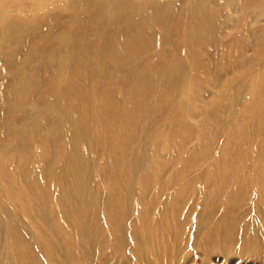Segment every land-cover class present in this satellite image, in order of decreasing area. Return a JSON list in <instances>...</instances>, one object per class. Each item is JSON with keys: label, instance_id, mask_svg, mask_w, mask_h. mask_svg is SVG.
<instances>
[{"label": "rangeland", "instance_id": "374dc122", "mask_svg": "<svg viewBox=\"0 0 264 264\" xmlns=\"http://www.w3.org/2000/svg\"><path fill=\"white\" fill-rule=\"evenodd\" d=\"M194 2L0 0V109L24 102L11 114L18 119L19 124L15 126L18 131L26 129L28 132L32 124L39 122L41 126L57 127L54 114L48 110L55 104L57 111L63 112L65 105L60 104V95L67 91L68 88L62 89L68 81L79 87V83L85 82L88 90L82 93L87 98L96 94L94 89L99 82L92 81L93 77L97 78L93 68L97 70L95 65L104 62L99 60L103 58L94 57L101 29L110 25L112 45L115 37L122 33L134 43L129 47L126 43L114 46L113 54L117 59L105 60L107 69L103 75L110 83L107 102L112 116L107 121L96 114L97 121L104 127L108 128L107 124L111 123L114 137L129 134L131 138L122 140L130 142L129 164L121 171L127 181L120 184L119 191L123 198L128 196L122 209L123 234L118 237L110 227L105 228L109 224L104 202L111 200V196L106 197L117 188L113 171L104 172L105 158L100 156L105 155L107 147L94 149L81 145L79 157L85 158L83 162L89 167L97 194L95 207L81 211L85 220L97 222L95 228L94 224L89 227L87 237V232L82 234L83 229H79L80 217L65 212L64 188L72 184L78 173L77 169L69 168L70 149L64 154V164L53 166L51 173L42 161L45 153L32 142L29 148H16L15 156L20 159L19 169L24 165L31 182L36 184L32 194H42L49 205L43 209L44 219L30 205L25 209L20 198L16 199V204L12 203L9 192L21 193L23 189L16 184L6 185L4 180L8 174L3 173L6 171L0 166V173L5 174L3 179L0 177V261L9 258L11 240L16 238L26 243L22 247L25 250L28 246V254L36 255L33 264H49L41 248L43 245L45 250L58 254L54 264H86L82 257L85 252L90 254L89 264L94 260V264H264V203H259L257 175L252 170L256 162L252 158L249 162L247 158L244 165L236 169V177L243 172L248 175L249 182L246 181L242 195L234 184L219 185L214 178L217 161L225 159L222 155H225L226 137L237 120L244 117V124L248 120L251 128H257L252 136L256 139L254 147L264 142V126L259 120L254 121L264 113L261 98L249 92L251 84L259 82L264 75V0H206L204 6L209 11L203 15L194 8ZM119 12L125 14L120 24L114 20ZM157 14H163L168 22L173 19L174 28H170L164 40L165 25L162 27ZM198 17L202 28L189 32L190 22L199 20ZM178 27L180 31H176ZM184 32L193 35L189 36L191 41L186 39L189 43L186 52L180 43ZM80 37L91 42L94 56L87 52L90 46L87 42H80L78 48L71 47V40ZM138 38L143 39L141 43ZM195 51H198L196 56ZM16 66L20 74L14 73L17 70L12 72ZM129 74L125 102L131 104L126 107L118 102L122 95L118 83ZM34 79L48 80V83L28 96L29 82ZM18 83L23 90L15 93ZM259 88L264 89V85L258 83L255 89ZM117 104L118 107H114ZM130 107L141 109L134 113V108ZM125 108H129V115L136 119L132 128L127 125V130L117 115ZM7 117L0 111V122ZM68 118L74 119L71 115ZM94 118L95 115L83 121L86 125L82 133L78 127L71 132L82 137L85 143L90 139L92 143L98 141L93 129ZM63 126H59L55 143L58 150L70 145L61 136ZM118 130L121 132L117 134ZM213 134L217 137L209 151L199 158L196 154ZM15 137L20 140L19 134ZM242 147L234 150L232 159L236 162L253 151ZM3 157L0 152V159ZM144 185V197L147 204L152 205L148 217L150 226L151 229L162 227V239L156 241L158 233L152 236L150 244L156 242L157 250L147 248L139 255L134 231L141 225L140 196ZM25 197L28 198V193ZM230 199H233L232 209L228 214L224 211ZM162 213L165 214L163 219ZM215 227H220L216 234L221 240L211 249L204 245V238ZM174 230L176 233L172 232Z\"/></svg>", "mask_w": 264, "mask_h": 264}, {"label": "bare ground", "instance_id": "6f19581e", "mask_svg": "<svg viewBox=\"0 0 264 264\" xmlns=\"http://www.w3.org/2000/svg\"><path fill=\"white\" fill-rule=\"evenodd\" d=\"M204 3H206V0H195L194 4H192V3L191 4L194 5L195 6L194 8H196L197 10L199 9V15H203V14H206L207 11H209V10L205 9ZM124 15H125L124 12H121L118 16H116V18L114 20L118 21V24H120L121 20H124ZM160 15L161 14H159V16H158V14H157L159 19H161L159 22L161 23L162 27H163V25H165L163 27L164 31L162 32L163 33L162 39L164 40V39H166L165 34L170 31V28L172 29V27H173V25H171V22L173 19H171V21L168 22L167 18L163 17V14L161 16ZM116 21L114 23H116ZM201 23H202V21L200 20V18H199V20H197L193 23L190 22L188 31L189 32L199 31V29L202 28ZM123 24H124V22H123ZM106 25H108V24L106 23ZM180 30H181L180 27H178L176 29V31H180ZM111 32L112 31L110 29V25L108 27H105L104 29H101V31L98 35V42H97L96 53H95L96 56H94V54H91L94 50L91 42L89 40H85L82 37L77 38V39H72L71 40V42H72L71 47H73V49L78 48L81 45L80 42L84 41V42H87L90 44V46L87 47V52L91 56L103 58V59H99V60L100 61L104 60V62H105V60H109V62H110L111 59L114 61L118 57V56H116V54H115V56L113 54L114 46L117 47V46H120V45L126 43L129 47V46L134 45V43L132 40H129L128 36L123 35V33L121 32L122 33L121 35H117V37H115V40L113 42L115 44L112 45V43H110L111 41H110V35H109ZM186 32H184V34H183V36H185V37L181 36L182 40L180 42L181 46H182L183 50H185V52L188 51L187 47L189 46V43L186 42V39L188 41H191V37H189V36H193L190 33L186 34ZM138 40L141 43V40H143V39L138 38ZM137 44L138 43L136 42L135 45H137ZM192 44H194V43H192ZM190 50L194 51L192 49H190ZM195 52H196V54H195V56H196L198 54V51H195ZM71 54H72V52H71ZM69 55H70V53H69ZM104 62L102 64H100L99 66L97 64L95 65L97 67V70L95 68H93V72L97 78L93 77L92 81L99 82V84H98V87L94 89V90H96L95 91L96 94L93 95L92 97L87 98V97H85L86 95H84L82 93L84 90L85 91L88 90L85 87V82L82 84L79 83L80 84V87H79L77 84L73 83L72 81H68L66 87H64L62 89V90H64V89L68 88L67 91L64 92V94L60 95V98L62 100L60 104L65 105L64 109L62 110L63 112H58L57 111L58 105L55 106V104H52L53 109L48 110V112L50 114H54V118L56 119V123H57V125H56V123H55V125L57 127L43 126V125L41 126V124L39 122V123L32 124L33 128H32V130H30L28 132H26V129L25 130L20 129V131H18L19 129L15 128V126L18 122V119H17V117H15L11 114H12V112L17 111V109H20L23 106L24 102L21 104L12 105V106H10L9 109H6V110L0 109V111L3 113V116H4V114L8 115L7 119H1L2 121L0 122V152H3V156H4L3 158L0 159V166L4 169V171H6L3 173L8 174V177H7V175L3 174L2 172L0 173V177H1V179H3V177L5 175L4 181H5L6 185L12 184L14 186L16 184L18 187H20V188L22 187V189H23L21 193H17V191H16V193L12 192V191L9 192V195L12 198L11 200L13 201L12 203L16 204V199L20 198L24 204L25 209H27L28 207L31 206L34 210L36 209V211H39L41 217H44L43 209H47V206L49 205L48 201L43 200L42 194L37 195L38 197L32 194L33 190L35 189L36 184H35V182L34 183L31 182L32 179H30V176H28V174H26L24 165H22L21 169H19L20 165H18V164L20 163V159H19V157L15 156L16 148H20V149L29 148L32 146L31 145L32 142H36L39 145V147L43 150V152L45 153L43 158H42V161H43V164L46 165V168H48L47 172H51V173H53V166L56 167L57 164H60L61 162H63V160H65L64 154L67 153V151L70 149L71 154H70V166H69V168H73V170L77 169L78 173L73 177L72 184L69 187L64 188V191L67 195V197H66L67 200L65 203V208H66L65 212L70 211L76 218L80 217V219H78L77 221L80 223L79 229L82 228L83 229L82 234H84L89 230V227L92 226L93 224H94L93 228H95L96 227L95 223H97V222L85 220L84 219V212H81V211L83 209L86 210V208H88V210H89V209H92L95 207L97 194L93 189V188H95V186H93V179H91L92 178L91 173L88 170L89 167L87 166V163H85V161L83 162V160L85 158L83 160H81L79 157V154H80V151L82 150V146H87V147L93 146L94 149H99L101 146H106L107 151L104 152L105 155L100 154L101 158H103V157L105 158L106 164L103 166L104 172L109 171V170L113 171V174H114L113 181L117 184V188L115 189V192L113 191L109 195H107L106 198L111 196L110 197L111 200H107L104 202V206H103L104 209L103 210L106 214L107 221L109 224V225H106L105 228L110 227V229L113 232L117 233L116 236L120 237V235L123 234V228H124L122 209H123L124 204L127 202V199H128V196L123 198L122 195L119 193V191L121 189L120 184L121 183L124 184L127 181V176H125L123 173H121V171L126 169V166L129 164V159H130V154H129L130 149H128L130 146V142L129 141L122 142V140L126 139V138H128V139H131V138H130L129 134L128 135L123 134L124 136H122V137H114L115 134L111 130V127H112L111 123L107 124L108 125V128H107V127H104L103 125H101L100 121L99 120L97 121V119H96L97 113H99V115L101 116V119H105L107 121L112 116V113L108 112L109 108H111V106H110V104L108 105V102H107V100L110 98L107 93L110 91L111 88H110L109 80L106 79V77H104V75H103V71L107 69L106 62L105 63ZM14 70H17V72H14ZM78 70L81 74L80 69H78ZM89 70H90V72H92L91 68H89ZM118 70H119V68H118ZM83 71H84V68H83L82 72ZM119 71H121V70H119ZM12 72H14L15 74L16 73L20 74V70L17 68V66L15 69L13 68ZM120 74H121V72H120ZM39 75H40V73H39ZM123 75H124V70H123ZM102 76H103V79H102ZM11 77H12V75H11ZM98 77H99V80H98ZM130 77H131L130 74L125 75V77H123L118 83L119 87L121 88V92H122L121 100L118 102L122 105L126 104L125 100H126L127 94H128V90L126 87H128L127 81L130 79ZM126 79H127V81H126ZM47 83H48V80L43 82V79L42 80L34 79V80L30 81L29 86L27 88V95L28 96L33 95V92L36 90L37 87H39L40 85L41 86L47 85ZM258 83H261L262 85H264V75L262 76V79L259 82H257L256 84H254V83L251 84L249 92L251 94L258 95L259 98H261L260 106H261L262 110L264 111V89L263 88L255 89V86ZM19 88H20V84L18 83L15 86V90H14L15 93H19L23 90V87H21L20 89ZM256 90H258V91L255 93ZM34 98H35V96H34ZM27 99H29V98L27 97ZM56 101H58V99ZM32 102L34 103V101H32ZM36 102H38V101L36 100ZM37 104H39V103H37ZM128 104H131V103H127L126 107L128 106ZM54 107H55V109H54ZM114 107H118V104L115 105ZM130 108L131 109L134 108V111H132L134 113L140 111V109H141V108H137V107H130ZM128 109L129 108H125L124 110L120 109V113H117V115H119L121 117L120 120H122L123 126H125L126 130L128 129L127 125L130 128H132L133 125L136 123V119L134 117H132L133 115H129L130 111H127ZM31 110H32V108H31ZM102 110H103V112H102ZM100 111H101L102 115L100 114ZM121 113H122V115H121ZM70 115L74 118L73 121L69 120L70 118H68V117ZM93 115H95V118L93 121V129H94V132L96 134L95 136H97V138H99V139H98V141H95L94 143L90 142L91 139L86 141V143H85V141L82 140V137H78L77 134H73L74 132H71L72 131L71 129L74 127H78L80 129L79 132L82 133L81 130H85L84 127L86 125V122L83 123V121H85L88 117L92 118ZM9 118H12V119L10 120ZM244 120H245L244 117L242 118V120H237L236 123H234L232 130L229 132V135L226 137L227 140H226V143L224 146V151H223L225 153V155L224 154L222 155L225 157V159L223 160L220 158V161L219 162L217 161V168L214 170V178L216 180L215 183L217 182L219 185H222V184L223 185H230V184L233 185L234 184L235 187L238 188V190H237L238 193H240L241 195L243 193H245V191H246L245 186L247 184L246 181L249 182L248 177H247L248 175L246 174V172H243L244 174H242L239 177H236V169L240 165L243 166L245 163V160L247 158L249 159V162H252L251 161V158H252L253 162H256V167L255 168L252 167V170L254 169L256 172V175H257L256 182H257L258 192H259V203L263 204L264 203V142L260 141L259 145L257 144V146L254 147L256 144V139L254 140L252 136L254 135L257 128L256 127L251 128L250 127V121H248V120H247L246 124H244L242 122ZM256 120H259L264 126V113L261 116L258 115L254 119V121H256ZM18 124H17V126H18ZM257 124H258V122H256V125ZM62 125H64L63 127H65V128L69 127L68 129H65L62 127V129L60 131L63 134L61 136H64L68 140V143H70V145H68L67 148H65V149L58 150V147L55 145V143L58 140L57 136H59V134H58L59 126H62ZM120 132H121V130H118L117 134ZM18 134L20 136V140H17V138L15 137V135H18ZM70 136H73V137H70ZM216 137L217 136L215 134H213V135H211V137H209V139H207L208 142H206L205 145L203 146L202 150H200L198 152V154H196L199 158H202V156H204L207 153V151H209L210 145L213 144V141L215 140ZM241 140L243 141V143L240 142ZM82 141H83V143H82ZM122 145H124V146H122ZM241 146H243L242 148H248V149L253 150V151H249V153L246 154L247 156H245V158H243V160L241 162L240 161L236 162V160L232 159V155L234 153H236L234 150H236L237 147L241 149ZM254 148H256V149H254ZM100 156H99V159H100ZM15 164H16V166H15ZM63 164H64V162H63ZM163 164H165V163H163ZM246 164H247V161H246ZM6 178H8V179H6ZM211 179H213V178H211ZM145 180L148 181L147 179H145ZM57 187L60 188V184L57 183ZM44 189H45V187H42V190L45 193ZM62 189H63V187H62ZM145 190L146 189H145V185H144L142 192H141V196H140V202H141V206H142V210L140 212V220H141L140 224L141 225L139 227H136V230L134 231V240L136 242V244H135L136 248L135 249L139 255L144 254L146 252L147 248L152 249L153 251L157 250L156 242L152 241V244H150L152 236H154L158 233L159 234L158 237L156 235V238H155L156 241L159 242L162 239V235H161L162 234V230H161L162 227L160 228V226L158 225V226L154 227L153 229H151L148 217L150 215L149 213L152 209V205L147 204L146 198L144 197V194H146ZM208 191H210V190H208ZM26 193H28V198L25 197ZM232 200L233 199H230V201H228V204H226L227 210L224 211L225 213L230 212V209H232V207H231ZM0 201H1V198H0ZM1 204H3V202ZM28 205H30V206H28ZM44 211H46V210H44ZM163 214L164 213H162V219H163ZM208 216H209V214H208ZM44 219H45V217H44ZM202 221H204V219ZM202 221H200V222H202ZM227 221H229V220H227ZM208 223H210V222H208ZM47 224H48V222H47ZM199 227H200V225H199ZM219 228L220 227L213 228V230L205 236V238H204L205 239L204 240L205 246H208L209 248L212 249L214 244L218 245V243L221 240V238L216 234L217 230ZM205 229H206V227H205ZM172 232L176 233L175 230ZM88 236H89V232H87V237ZM11 237H13V236H11ZM54 241H56V240H54ZM122 241H123V239H122ZM9 243H10V240H9ZM24 244H26V243L18 241L16 238L12 239L11 243H10V249L7 253V255H9V258L8 259L7 258L2 259V261H0L1 264H33V261H34V258L36 255L28 254L27 253L28 246L24 250V248L22 247ZM43 247H44V245L41 246V248L44 250V256H45V259L47 260V262L49 264L50 263H53V264L56 263L55 257L58 254H54V252H51L50 250H45ZM41 248H39V249L41 250V253H42ZM52 248L56 249V246H52ZM155 256L157 259L160 258L159 255L155 254ZM82 257L84 258V262L86 264H89L90 254L88 252H85V254ZM93 262L95 263V260Z\"/></svg>", "mask_w": 264, "mask_h": 264}]
</instances>
